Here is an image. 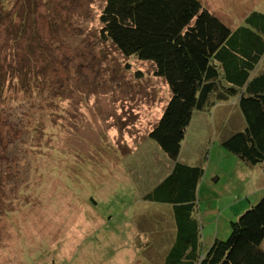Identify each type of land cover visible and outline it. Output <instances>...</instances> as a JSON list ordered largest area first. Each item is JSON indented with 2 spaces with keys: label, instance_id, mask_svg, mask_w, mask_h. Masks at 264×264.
Here are the masks:
<instances>
[{
  "label": "rangeland",
  "instance_id": "rangeland-1",
  "mask_svg": "<svg viewBox=\"0 0 264 264\" xmlns=\"http://www.w3.org/2000/svg\"><path fill=\"white\" fill-rule=\"evenodd\" d=\"M201 1L233 31L254 10L264 12V0ZM104 5L105 0L31 4L27 20L37 23L42 40L28 61L46 70L39 91L33 85L23 103L0 107V173L12 176L11 184L19 181L0 189V264H162L173 239L162 209L167 225L155 232L159 249L151 235L155 243L140 250L138 241L145 237L124 227L139 214L156 222L159 205L140 200L138 182L155 184L171 163L149 137L171 90L153 64L124 56L104 38ZM229 101L213 116L197 118L203 128L188 150L196 151L192 160L200 159L207 171L198 197L204 240L229 235L231 218L250 198L257 200L256 190L248 192L260 178L250 174L262 170L264 176L263 168L247 167L221 143L233 105L239 106L237 98Z\"/></svg>",
  "mask_w": 264,
  "mask_h": 264
},
{
  "label": "trees",
  "instance_id": "trees-1",
  "mask_svg": "<svg viewBox=\"0 0 264 264\" xmlns=\"http://www.w3.org/2000/svg\"><path fill=\"white\" fill-rule=\"evenodd\" d=\"M31 4L33 0H0V26H5L6 36L0 41V107L17 99L16 104L23 103L46 70L28 61L33 46L42 40L37 23L27 20L34 12ZM100 19L104 38L124 56L153 64L155 75L171 90L161 117L149 131L171 163L155 184L138 182L140 200L159 205L156 222L139 214L124 227L129 231L135 227L145 237L138 241L144 251L155 243L150 236L167 225L159 215L162 209L168 212L173 236L162 264H264V188L256 191L257 200L250 198L243 212L233 214L239 213L238 218L230 217L226 238L215 233L204 240L198 197L207 171L200 159L192 160V152L182 154L191 150L184 144L192 137L188 130L196 117L213 116L219 104L237 98L241 123L230 116L232 123L221 143L247 167L264 169V12L254 10L246 24L233 31L201 0H105ZM11 180L8 172L0 173V189ZM14 185L19 181L10 186ZM107 223L105 219L103 227Z\"/></svg>",
  "mask_w": 264,
  "mask_h": 264
},
{
  "label": "crops",
  "instance_id": "crops-1",
  "mask_svg": "<svg viewBox=\"0 0 264 264\" xmlns=\"http://www.w3.org/2000/svg\"><path fill=\"white\" fill-rule=\"evenodd\" d=\"M263 70V69H262ZM227 103L228 102H223V103H221V104H225L226 106H227ZM220 107V104L216 107V111H217V109ZM233 107H234V110L235 111H233L231 114H230V116L232 117H234V119L235 120H237L238 122H240L241 123V120H242V115H241V113H240V110H239V106L238 107H235L234 105H233ZM238 108V109H237ZM204 116V114H199L197 117H196V121L194 120V122L190 125V127H189V133L191 134V131L192 130H194V132H193V134H192V138H190V140L192 139V142H193V136L194 135H196V133L198 132V130L199 129H202L203 128V123H201L197 118H200V117H203ZM207 116V115H206ZM231 117H229V120H227V121H229V124L231 125V123H232V121H231ZM196 122V123H195ZM194 126H195V128H194ZM189 135V134H188ZM190 140H189V142H190ZM185 143L184 144V147L186 146V148H189L190 149V145L192 144V142H190V143ZM185 152H188L189 153V151H182V154L183 153H185ZM190 152H192L194 155H197V154H195L194 152H196V151H190ZM258 168H260L261 169V167H259V166H257ZM242 171H244V170H241L240 171V173L242 172ZM262 170H256L255 171V173L254 174H250L251 176H256V177H259L260 178V182L259 181H255V187H253V189H251L248 193H250L251 191H253V190H260V189H262V188H264V176H263V173L261 172ZM241 174H243V173H241ZM252 186H254V184L252 185Z\"/></svg>",
  "mask_w": 264,
  "mask_h": 264
}]
</instances>
